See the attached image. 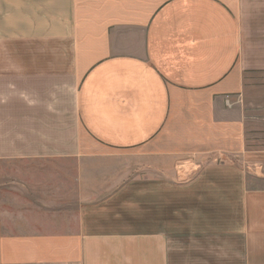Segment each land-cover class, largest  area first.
<instances>
[{"label": "crops", "instance_id": "obj_1", "mask_svg": "<svg viewBox=\"0 0 264 264\" xmlns=\"http://www.w3.org/2000/svg\"><path fill=\"white\" fill-rule=\"evenodd\" d=\"M258 75L264 0H0V264H264Z\"/></svg>", "mask_w": 264, "mask_h": 264}, {"label": "rangeland", "instance_id": "obj_2", "mask_svg": "<svg viewBox=\"0 0 264 264\" xmlns=\"http://www.w3.org/2000/svg\"><path fill=\"white\" fill-rule=\"evenodd\" d=\"M247 78L244 98L241 97L237 104L244 116L247 115L245 133H239L237 136V150L247 151V155H254V158L258 159L261 158V150H264V77L258 75Z\"/></svg>", "mask_w": 264, "mask_h": 264}]
</instances>
